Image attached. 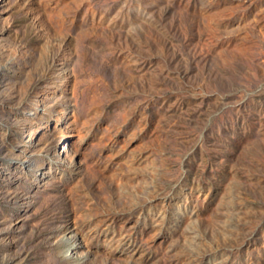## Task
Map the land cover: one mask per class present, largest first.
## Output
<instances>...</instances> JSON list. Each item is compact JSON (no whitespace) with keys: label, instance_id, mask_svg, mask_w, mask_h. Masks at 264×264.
I'll return each instance as SVG.
<instances>
[{"label":"rangeland","instance_id":"rangeland-1","mask_svg":"<svg viewBox=\"0 0 264 264\" xmlns=\"http://www.w3.org/2000/svg\"><path fill=\"white\" fill-rule=\"evenodd\" d=\"M0 264H264V0H0Z\"/></svg>","mask_w":264,"mask_h":264},{"label":"bare ground","instance_id":"bare-ground-1","mask_svg":"<svg viewBox=\"0 0 264 264\" xmlns=\"http://www.w3.org/2000/svg\"><path fill=\"white\" fill-rule=\"evenodd\" d=\"M45 123V122H44ZM43 125V124H42ZM41 125V126H42ZM36 135H38V132L36 131V130H34V131H32L31 133H29V140H31V141H35L36 140ZM65 145V144H64ZM63 150H64V154L65 155H68L69 153H70V151H69V147H67V145H65L64 146V148H63Z\"/></svg>","mask_w":264,"mask_h":264}]
</instances>
